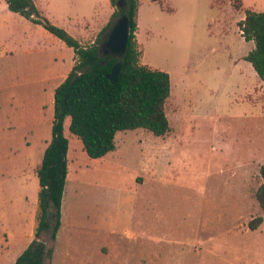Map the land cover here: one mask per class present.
Instances as JSON below:
<instances>
[{
	"label": "rangeland",
	"instance_id": "374dc122",
	"mask_svg": "<svg viewBox=\"0 0 264 264\" xmlns=\"http://www.w3.org/2000/svg\"><path fill=\"white\" fill-rule=\"evenodd\" d=\"M35 3L79 40L107 25L108 0ZM248 9L264 0H140L141 63L171 75V130L119 131L117 148L92 158L67 124L61 226L41 236L49 264H264V81L244 59L255 47L239 27ZM74 54L0 0V264L36 238L38 169Z\"/></svg>",
	"mask_w": 264,
	"mask_h": 264
},
{
	"label": "trees",
	"instance_id": "16d2710c",
	"mask_svg": "<svg viewBox=\"0 0 264 264\" xmlns=\"http://www.w3.org/2000/svg\"><path fill=\"white\" fill-rule=\"evenodd\" d=\"M117 9L96 40L84 45L64 27L54 24L43 15L35 0H7L9 8L31 22L40 24L50 33L75 50V65L66 79L55 89L52 141L45 150L38 177L39 223L36 238L18 257L15 264H49L51 248L41 240L43 232L55 239L61 226V207L69 172V130L77 135L92 158H101L117 148L119 131L146 129L157 136L171 130L166 102L171 96V75L162 69H153L141 63L142 52L136 36L137 12L140 0H111ZM162 4L163 0H152ZM241 2L237 7H241ZM120 8V10H119ZM126 14L130 20V35L123 68L113 83L108 77L118 58L101 51L104 36L117 16ZM242 35L253 40L255 47L244 59L250 61L264 81V11L248 9L239 22ZM263 182L257 199L264 210V163L261 167ZM263 217L252 220L249 227L257 229Z\"/></svg>",
	"mask_w": 264,
	"mask_h": 264
},
{
	"label": "water",
	"instance_id": "95a60500",
	"mask_svg": "<svg viewBox=\"0 0 264 264\" xmlns=\"http://www.w3.org/2000/svg\"><path fill=\"white\" fill-rule=\"evenodd\" d=\"M125 2L121 0L118 6L123 7ZM120 10V8H119ZM130 35V20L128 15L122 14L116 17L113 24L105 34L101 44V51L105 55H113L118 58V62L113 65L108 77L113 83L119 79L123 68V59L127 52Z\"/></svg>",
	"mask_w": 264,
	"mask_h": 264
},
{
	"label": "crops",
	"instance_id": "0c3cea01",
	"mask_svg": "<svg viewBox=\"0 0 264 264\" xmlns=\"http://www.w3.org/2000/svg\"><path fill=\"white\" fill-rule=\"evenodd\" d=\"M107 5H108V8H107V11H106V13H105V15H104V17H101V19L99 20V22H102L104 19H105V21H107V22H102V23H107L108 24V22H109V20L110 19H107V17L109 16V17H111L112 16V14L114 13V11H115V9H113V4H112V1L111 0H108V3H107ZM107 19V20H106ZM33 23V22H32ZM35 24V23H34ZM103 24V25H104ZM102 30V28H99V30L97 31L98 32V34H99V32ZM85 33V32H84ZM81 34L80 35V42L83 44V39L85 38V36H86V34L87 33H85V34ZM87 36H89L88 34H87ZM98 36V35H97ZM97 36H96V34H95V37L97 38ZM79 37V36H78ZM89 37H91V36H89ZM77 38V37H76ZM96 38H92L91 37V39H92V43L96 40ZM75 55V54H74ZM256 73H257V71H256Z\"/></svg>",
	"mask_w": 264,
	"mask_h": 264
}]
</instances>
